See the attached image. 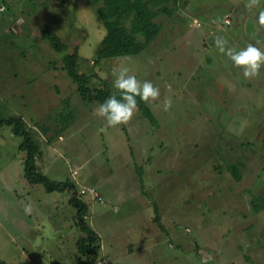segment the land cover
Here are the masks:
<instances>
[{
	"label": "rangeland",
	"instance_id": "1",
	"mask_svg": "<svg viewBox=\"0 0 264 264\" xmlns=\"http://www.w3.org/2000/svg\"><path fill=\"white\" fill-rule=\"evenodd\" d=\"M0 3L5 5L0 12V58L5 59L6 54L14 57L10 64L1 62L0 117L16 114L29 125L38 124L35 128L41 134L42 156L36 164L49 178L70 179L77 191L82 186H93L99 193V189L108 188L105 191L110 196L104 191L102 203L91 201L89 195L82 196L90 202L86 220L100 236L104 258L99 256L98 261L142 264L133 255L136 239L134 236L132 241L131 232L137 225L134 223L143 215L154 217V211L147 212L152 209L149 201L164 210L162 204L172 199L173 189L183 188L185 183L192 195L181 199L178 196L172 203L183 217L179 225L192 228L197 219L191 215L202 211L219 227L193 228L192 233L189 227L182 235L208 247L225 245L229 253L228 243L236 236L234 232L223 234L232 220L224 214L223 207L207 206L206 196H202L204 202L197 203L199 196L190 188L194 185L225 191L233 180L230 163L239 170L242 162L249 172L245 174L251 173L257 190L264 188V83L260 85V78L246 80L214 43V36H220L227 39L228 47L240 50L242 43H255L261 37L257 46L262 42L260 48L264 50V27L258 24V12L252 16H220L212 8L213 0H187L186 6L182 0H176L175 4L171 0L167 2L172 8L170 16L159 15L157 21L162 29L141 53L97 59L96 51L105 29L88 0H0ZM9 16L24 18L21 33L3 28L12 24ZM226 16L230 23L241 17V30L234 29L235 24L228 26ZM213 21L218 22L214 25ZM42 27L59 36L67 49H54L42 35ZM74 48L79 57L77 69L107 79L112 88V70L121 65L129 67L141 82L150 81L158 87L159 99L147 103L157 127L138 110L128 124L105 127V121L93 115L98 104L80 99L76 86L61 69V57ZM166 98L172 100L168 111L163 109ZM20 141L10 126L0 125V258L15 264H80L76 243L83 232L75 224L76 209L68 203L70 192H46L40 184L26 183L22 153L18 149ZM139 167L143 168L141 179L135 172ZM133 180L134 193L139 186L146 193L141 196L144 201L141 207L146 211L126 214L125 206L113 200L111 186L124 182L130 187ZM123 194H129L128 190ZM257 196L264 199L261 193ZM35 201L44 210L43 237L38 240L22 237L19 232L24 227V205ZM184 206L188 207V213ZM180 209L184 211L182 214ZM101 212H105L102 218L98 216ZM252 214L256 215L252 232L255 234L264 228V210ZM160 216L164 218V213ZM156 225L153 224V231ZM158 245L154 243L152 248L157 249L151 251L150 258L141 251L144 264H163L159 258L158 263L154 262L155 254L160 255ZM170 248L172 252L177 249L176 245ZM182 250L192 256L193 242ZM183 254L180 253V259Z\"/></svg>",
	"mask_w": 264,
	"mask_h": 264
},
{
	"label": "crops",
	"instance_id": "2",
	"mask_svg": "<svg viewBox=\"0 0 264 264\" xmlns=\"http://www.w3.org/2000/svg\"><path fill=\"white\" fill-rule=\"evenodd\" d=\"M224 1H225L223 4L224 6H221L222 4L220 3H223V0H217V1L213 0L215 5H213L212 8H216V11L219 12L218 14L220 16H225L226 14L230 16H242V15L252 16L254 12L255 14H257L256 12H259V10L257 11L258 8H254L251 11L247 10L245 8V3L247 2V0H224ZM182 2L185 4V6L187 5V0H182ZM263 2L264 0H260L261 7H263L264 5ZM205 10H208V8ZM9 18L10 20H12V24L10 25V27L3 26V28L7 30L8 28H10V30L13 28L12 31L21 33L22 25L26 23L22 21L24 20V18L22 16H9ZM240 18L241 17L237 18L236 21L231 19L232 22L228 26H230L231 24H235L234 29L240 28V22H239ZM20 20L22 22L18 23V21ZM217 22H213V24L215 25ZM233 30L231 31L232 33L234 32ZM262 30H264V28ZM234 34H236V32L233 33V35ZM2 38H6V37H2ZM259 40H262L261 37L259 38ZM247 44L248 43H245V42L242 43L241 48H244ZM260 46L258 47L260 48ZM10 56H11L10 54H6L5 59L0 58V67L2 64L1 62L6 61L9 63L11 62V60L13 61L14 57L13 56L10 57ZM235 68L238 73H242L243 75L242 69L237 68V67ZM259 78H260L259 83L261 85L264 83V81L262 80L264 78V66H262L260 69V76L257 77V79ZM248 83L249 82H247V84ZM247 159H249V156L247 157ZM235 162L239 163V161H235ZM249 163L247 164L249 165ZM230 164L234 165V163H230ZM244 164L245 162H242V164H240L242 165V167L239 166L241 169L238 170V173H239L238 179L232 177L233 179L232 182H229L231 186H227L225 191L215 190L214 188L207 189L205 188V186L203 188H198V187L196 188L194 187V185L191 186L190 188V190H192L193 193L196 194L195 196H199L197 198V203L202 200H203L202 202H204L205 197H202V196H206L208 197V200L206 201L207 206L214 207L215 205H217V206L223 207L225 210L224 214L228 216L230 220H232L233 223L228 224L226 233L223 234V235H226V234L234 232L236 236L234 239H232L231 242L228 243V248H231L229 253H227L226 251L227 249L224 248L225 245L213 247L212 246L213 244H212L210 247H208L203 242L202 244L199 243L196 239L186 240L187 236H184L185 234L182 235L184 231L189 230L188 228L189 227L191 228V226L188 227L186 225L184 226L179 225L183 217L179 215L177 210H175L177 207H174L175 205H173L172 203H174L177 200L178 196L181 199L183 196L188 198L189 195L190 196L192 195V193H189V185L185 183L183 188L173 189L172 199L166 200L165 203L162 204L165 207L164 210H161V208H159V205H157V208L159 209L158 210L159 216L162 214V212L164 213V216H163L164 218L160 216L161 222L164 226V230L157 229L158 227L155 223H153L152 221L153 218L151 217V215L150 216L143 215L140 221H137L134 223V225L137 224L136 227H133V229L129 228V229H132L131 233H133L131 234L132 241L136 239L135 245H133V251H134L133 255L135 259L137 257V260L139 261V263L144 264L141 259L145 257L142 256L141 251L144 250V252H146L148 257L150 258L151 251H153V249H157V248H152V247L155 242H158L159 245L157 247L161 246L159 249L160 255L156 253L155 254L156 258L154 257L156 260H154V258L152 259L154 260V262H157V263L159 262L157 258H159L161 259V262L163 264H264V228L262 227L258 231V233H255V234L252 233L254 231L253 229V226L255 224L254 221L256 220L255 218L256 215H253L252 213L253 212L258 213L260 210H264V199L260 198L261 196H257V194L260 195L261 193L262 197H264V188H259L258 189L259 191L257 190V187L253 185L254 178L251 176V173L250 175L245 174L249 172L245 170L243 166ZM249 176L251 177L250 178L251 181L249 183H246V179ZM118 183L119 185L117 186L116 185L111 186V190L113 194L111 196L114 197L113 200L117 202V204L125 206L124 209L128 211V213L126 214H136V213L139 214L140 212H145L146 210L143 208V206L141 207V204L144 202L141 196L146 194L144 193L143 188L139 186V191L134 193L133 191L134 190L133 185L135 184L134 180L130 187H128L127 184H125L124 182H118ZM241 184H243L242 188L240 186ZM251 184L254 186V188H252ZM107 186H109V184ZM131 188L133 189L131 190ZM126 189L128 190L129 194H123L124 190ZM105 190L108 191V188L106 189L104 188V191ZM99 191L101 195L104 197L106 195H109L106 191H105L106 193L105 195L102 189H99ZM130 191H132L133 193V194L131 193L132 196H130ZM169 196H172V195H169ZM211 197H215V200L210 199ZM91 201L93 200L91 199ZM111 202L113 201L111 200ZM32 205H33V211H35V213L26 214V216H24L23 218L24 227L22 229L20 228L19 230L21 231L19 232L21 233L22 237L29 236V237H33L34 239L38 240V239H42L43 237L42 221L44 222V218H43L44 210H40V207H39L40 205H36V201H35V204H32ZM149 205H151L152 212H153L154 211L153 203L151 201H149ZM133 207L135 208L134 213H132L134 211ZM184 207H185L183 208L184 210L188 209V207L186 206ZM196 207L198 209L200 208L198 204ZM114 209H116V211L119 210L117 205L114 206ZM22 211L24 212V207ZM182 212L184 211L180 209V214H182ZM185 212L188 213V210H186ZM104 213L105 212L98 213V216L102 218L104 216ZM32 214H34V220H32L33 218ZM130 216L132 217L133 215H130ZM28 217H29V220L27 221L26 218ZM191 217L197 219L195 220L197 223H194V225L192 224L191 233L193 231V228L194 229L197 228L200 230V229H203V227H207V226L208 227L212 226V228L214 229H217L219 227V224H217L215 220L212 221V220L207 219L206 216L202 213V211H197V214L194 213L193 215H191ZM251 217L253 218V221L244 220L247 218L251 219ZM166 219L168 221L167 223L165 222ZM203 221L206 223V225H203ZM152 223L156 225L155 226L156 232L153 231ZM204 235L209 236L211 234L206 233ZM214 235L219 236V233L217 234L215 233ZM134 236H135V239H134ZM185 240L187 244H190L191 242H193L194 244L195 251L193 252L192 256L186 255L185 253L183 254L184 250L182 249H184L187 245L185 243ZM171 244L176 245V248H177L173 252H172V249L170 248L172 247ZM181 244H182V247L180 246ZM141 245L143 246V249H141ZM202 249H205L207 251L202 252L203 251ZM154 251L157 252L156 250ZM180 253L184 255L183 259L179 258ZM99 256L104 258V255L102 254V252H99ZM212 260H215L216 262L213 263ZM105 264H108L107 259H105ZM151 264L153 263L151 262Z\"/></svg>",
	"mask_w": 264,
	"mask_h": 264
},
{
	"label": "trees",
	"instance_id": "3",
	"mask_svg": "<svg viewBox=\"0 0 264 264\" xmlns=\"http://www.w3.org/2000/svg\"><path fill=\"white\" fill-rule=\"evenodd\" d=\"M168 1L171 0H88L97 20L105 29V34L96 51L97 59L141 53L158 37L162 29V24L157 21L159 15L170 16L172 8H169ZM172 1L176 3V0ZM41 33L54 49L58 51L67 49L66 43L47 27H42ZM78 59L76 48L66 52L61 57V69L76 86L80 99L99 105L110 95L115 94L117 98L120 97L119 91L112 88L107 79H102L95 73L88 75L80 72L77 69ZM136 99L140 115L157 127L158 122L147 103L141 101L139 97ZM0 125L10 126L13 133L21 138L18 149L22 153L23 177L29 186L40 184L46 192H70L68 203L76 209L75 224L83 232V236L76 243L77 258L80 264H97L100 236L86 220L90 203L78 193L73 181L51 179L47 174L42 173L36 164L37 159L39 160L42 156L41 134L35 128L38 124L29 125L20 115L13 114L0 117ZM229 170L233 177L238 179L237 166L232 165ZM135 172L141 179L143 168H136ZM153 209V222L160 230H164L155 204ZM0 264L14 263L5 262L0 258Z\"/></svg>",
	"mask_w": 264,
	"mask_h": 264
},
{
	"label": "clouds",
	"instance_id": "4",
	"mask_svg": "<svg viewBox=\"0 0 264 264\" xmlns=\"http://www.w3.org/2000/svg\"><path fill=\"white\" fill-rule=\"evenodd\" d=\"M245 8L249 11L258 8V24L264 27V8L260 6V0H247ZM214 43L219 52L227 55L235 67L243 70V76L246 80H252L260 76V69L264 66V50L257 46L259 40L255 43L249 42L240 50L228 47L227 39L220 36H214ZM112 76L114 77L113 87L119 91L120 97L117 98L115 94L110 95L93 112V115L105 121V127L128 124L137 112V97L145 103L156 101L160 97V89L158 87L154 86L150 81L141 82L138 80L127 66L121 65L114 68ZM171 107V98H166L163 102L164 111L170 110ZM24 212L25 214L33 212L31 203L24 205ZM147 212L151 214L152 209H148Z\"/></svg>",
	"mask_w": 264,
	"mask_h": 264
},
{
	"label": "built area",
	"instance_id": "5",
	"mask_svg": "<svg viewBox=\"0 0 264 264\" xmlns=\"http://www.w3.org/2000/svg\"><path fill=\"white\" fill-rule=\"evenodd\" d=\"M5 9L4 5L0 4V12L3 11ZM226 24H229V18L226 16L224 19ZM73 175L76 174V170H74L72 172ZM78 193L80 195H89V197L94 201V202H98V203H102L103 202V197L101 196V194L98 192V190L93 187V186H82L79 188ZM97 264H103L102 261H98Z\"/></svg>",
	"mask_w": 264,
	"mask_h": 264
}]
</instances>
